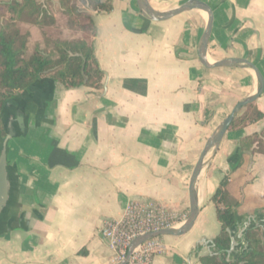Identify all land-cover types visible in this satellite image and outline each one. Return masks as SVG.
<instances>
[{
  "label": "crops",
  "instance_id": "0c3cea01",
  "mask_svg": "<svg viewBox=\"0 0 264 264\" xmlns=\"http://www.w3.org/2000/svg\"><path fill=\"white\" fill-rule=\"evenodd\" d=\"M149 1L163 12L187 0ZM207 1L222 4L211 44L223 46L233 36L236 46L251 47L250 57L264 68V0ZM113 5L108 13L90 11L98 26L95 48L106 73L104 88L66 90L58 84L42 118L33 116L27 136L12 143L28 234H0V264H117L102 229L106 221L122 218L132 200L161 204L188 218L190 178L208 138L238 102L257 92L253 70L209 69L200 62L204 11L153 21L136 0ZM235 49L246 55L245 48ZM208 58L214 63L221 57L210 51ZM253 104L264 113L263 95L237 117ZM263 128L264 119L226 133L200 176L198 219L211 206L217 219L212 197L237 181L236 175L264 188V154L244 151L240 143ZM257 198L239 214L243 221L255 215L262 222L264 193ZM218 223L216 233L194 225L181 236H158L164 250L153 264H202L200 258L209 254L204 240L221 233Z\"/></svg>",
  "mask_w": 264,
  "mask_h": 264
},
{
  "label": "trees",
  "instance_id": "16d2710c",
  "mask_svg": "<svg viewBox=\"0 0 264 264\" xmlns=\"http://www.w3.org/2000/svg\"><path fill=\"white\" fill-rule=\"evenodd\" d=\"M52 0H7L0 1V135L5 136L3 108L6 101L22 93L37 80L50 77L64 89L88 86L104 88L105 71L96 56L98 26L93 14L83 10L79 3L89 4L97 12H110L114 5L109 0H59L63 13L67 16L71 30L84 31V36L74 40H57L53 46H41L29 52L31 32L23 25L42 26L44 15ZM88 33L91 34L90 38ZM253 105H250L252 107ZM264 119V113L239 115L230 129H239L247 122ZM259 142V143H257ZM242 150H254L264 154V128L240 141ZM257 144V147L255 145ZM225 186V185H224ZM216 203L217 219L221 223V233L215 242L219 250L228 249L231 239L227 228L243 217L237 212L238 203L223 204L225 189L220 187L212 197ZM256 230L248 232L251 250L241 257L244 264H264V235ZM246 254V253H245ZM202 264H240L220 260L217 256L200 258Z\"/></svg>",
  "mask_w": 264,
  "mask_h": 264
},
{
  "label": "water",
  "instance_id": "95a60500",
  "mask_svg": "<svg viewBox=\"0 0 264 264\" xmlns=\"http://www.w3.org/2000/svg\"><path fill=\"white\" fill-rule=\"evenodd\" d=\"M136 2L141 12L153 21H165L183 12L195 9L208 13V24L198 50L200 62L209 69L215 67H240L253 70L258 78V89L255 94L238 102L232 112L208 138L190 178V212L184 224L178 228H167L138 237L129 246L126 257L117 264H128L133 250L151 238L163 235L181 236L194 227L200 213L199 180L203 170L218 151L226 133L240 111L249 104L254 103L264 92V76L256 64L250 60L245 58H225L214 63L210 62L208 45L214 24V11L208 3L202 0H187L174 9L162 12L155 9L149 0H136ZM58 84L53 78H41L22 93L8 99L3 108L5 136L0 135V234L10 233L14 237L21 236L22 238L28 234V230L25 228L24 213L20 212L18 200L19 167L17 161L11 158L10 151L14 141L27 136L33 116L35 120L42 118L49 103L55 97ZM106 87L105 85V89ZM261 220L264 222V218ZM259 222L260 220L257 216L251 215L245 221H237L234 226L227 228L231 239V245L228 249L217 250V244L214 239L204 240L205 243H208L209 255L217 256L220 260L244 264V261H241V257L251 250L248 232L250 229L264 228Z\"/></svg>",
  "mask_w": 264,
  "mask_h": 264
},
{
  "label": "built area",
  "instance_id": "2783aa9c",
  "mask_svg": "<svg viewBox=\"0 0 264 264\" xmlns=\"http://www.w3.org/2000/svg\"><path fill=\"white\" fill-rule=\"evenodd\" d=\"M186 219L180 212L161 204L132 200L122 218L105 222L102 234L109 239L117 253L116 261L120 262L138 237L167 228H178ZM163 250L158 237L151 238L133 250L128 264H153L154 255Z\"/></svg>",
  "mask_w": 264,
  "mask_h": 264
},
{
  "label": "rangeland",
  "instance_id": "374dc122",
  "mask_svg": "<svg viewBox=\"0 0 264 264\" xmlns=\"http://www.w3.org/2000/svg\"><path fill=\"white\" fill-rule=\"evenodd\" d=\"M5 2L7 0H0ZM116 6H123L128 0H109ZM48 5V11L44 15V23L42 26H33V25H23L24 30H29L31 32L30 43H29V52L31 53L35 47L41 46L42 49H45L47 46H53L57 40H74L84 36V31L71 30L68 26L67 16L63 13L59 0H52ZM79 6L83 10L92 11V8L89 4L79 3ZM108 13V12H104ZM102 14L99 15V17ZM204 16L207 18V14ZM91 34L88 33L90 38ZM216 69H220L216 67ZM67 90V89H66ZM70 90V89H69ZM254 106V104H253ZM252 109L248 108V115L251 114ZM16 145V144H15ZM238 174V173H237ZM236 180L233 184L226 185L225 189V199L223 204H235L240 200V207L237 208V212L240 214L247 207H250L256 202H260L257 198L262 192L264 193V188L260 184L256 185L253 183L254 176H249L250 181H253V184H247L246 179L241 180L239 176L236 175ZM248 178V177H247ZM246 185L245 188L240 190L241 184ZM242 185V186H243ZM256 187V188H255ZM215 193V192H214ZM218 221L216 219L214 207L211 206L206 210L197 221L194 230L199 228V226L204 229L207 234L216 233L220 229L218 228ZM256 230L260 235L262 234L261 228Z\"/></svg>",
  "mask_w": 264,
  "mask_h": 264
},
{
  "label": "flooded vegetation",
  "instance_id": "af4514ba",
  "mask_svg": "<svg viewBox=\"0 0 264 264\" xmlns=\"http://www.w3.org/2000/svg\"><path fill=\"white\" fill-rule=\"evenodd\" d=\"M202 1H205L206 3H208L211 7H212V9H213V11H214V24H213V28H212V33H211V37H210V40H209V45H208V55H209V53H210V51L212 52V54H214V55H216V56H220L221 58L219 59V60H223V59H225V58H245V59H247V60H250L251 62H253L254 64H256V66L259 68V70L261 71V73H262V75L264 76V68L262 67V66H260L259 64H258V61L257 60H255V59H252L251 57H250V52H249V50H248V48H251L249 45H247V44H244V43H242V45L241 46H236L235 44H234V37L233 36H231V37H227V39H226V41H225V44L223 45V46H220V45H213V44H211V40H212V37H213V32H214V27H215V23H216V10L222 5V4H219V2H216L214 5H213V3L211 4L210 2H208L207 0H202ZM207 14V18H208V20H209V16H208V13H206ZM207 24H208V21H207ZM207 24H206V27H207ZM225 27V26H224ZM206 29V28H205ZM255 40H256V43L259 41V39H258V35H255ZM198 48V50H199V48H200V45L197 47ZM235 48H245L244 50H246L245 52H246V55L244 56V55H239V51L238 50H236ZM255 48H262V46H260L259 44L255 47ZM199 57V56H198ZM218 60V61H219ZM212 63V62H211ZM230 68H240V67H230ZM255 73V72H254ZM255 76H256V78H257V75H256V73H255ZM257 82H258V78H257ZM264 95V92H263V94L259 97V98H261L262 96ZM258 98V99H259ZM257 99V100H258ZM249 108V107H248ZM251 109H252V111H251V114L253 115V113L254 112H256V111H259V112H262L260 109H258V108H256L255 106H252V107H250ZM242 111V110H241ZM240 111V112H241ZM246 114H248V111L246 112ZM261 121V120H260ZM259 122V121H258ZM232 126V125H231ZM231 128V127H230ZM230 128H229V130H230ZM228 130V131H229ZM257 143H259V142H257ZM257 145V144H256ZM240 165L241 164H239V166L237 167V168H239L240 167ZM258 218V217H257ZM259 224H262L263 226H264V222H259ZM257 229V228H256ZM261 230L263 231L262 232V234L264 235V228H261ZM247 255V253L246 254H243V256L242 257H245Z\"/></svg>",
  "mask_w": 264,
  "mask_h": 264
},
{
  "label": "bare ground",
  "instance_id": "6f19581e",
  "mask_svg": "<svg viewBox=\"0 0 264 264\" xmlns=\"http://www.w3.org/2000/svg\"><path fill=\"white\" fill-rule=\"evenodd\" d=\"M204 14L206 15V12H204Z\"/></svg>",
  "mask_w": 264,
  "mask_h": 264
}]
</instances>
